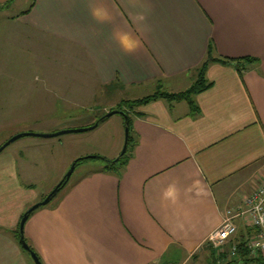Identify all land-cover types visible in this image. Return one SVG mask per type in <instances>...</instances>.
Listing matches in <instances>:
<instances>
[{
    "label": "crops",
    "instance_id": "0c3cea01",
    "mask_svg": "<svg viewBox=\"0 0 264 264\" xmlns=\"http://www.w3.org/2000/svg\"><path fill=\"white\" fill-rule=\"evenodd\" d=\"M12 7L0 22L6 35L25 36L14 50L22 58L40 40L60 44L43 50L37 67L46 83L80 89L49 96L58 110L82 99L81 85L179 93L208 56L244 59L209 63L212 87L194 97L196 114L166 99L130 111L125 164L69 180L26 222L25 240L42 264H195L228 212L239 228L234 241L255 233L240 213L264 179V0H33L10 17ZM0 171L16 182L6 186L14 216L3 220L0 207V264H35L17 233L37 195L17 180L18 159Z\"/></svg>",
    "mask_w": 264,
    "mask_h": 264
},
{
    "label": "rangeland",
    "instance_id": "374dc122",
    "mask_svg": "<svg viewBox=\"0 0 264 264\" xmlns=\"http://www.w3.org/2000/svg\"><path fill=\"white\" fill-rule=\"evenodd\" d=\"M32 2L33 0H15L12 9L7 14L10 17L15 16L17 12L27 10ZM6 22V19L0 22V79H3L0 81V147L12 137L22 133L52 134L63 130L90 127L121 101H125L122 106L130 112L131 101L153 95L158 90L167 92L165 89H152L147 86L135 91L139 95L122 90L114 91L113 94H105L101 93V88L95 89L96 93H94V85L86 84L81 85L82 99L68 100L66 109H54L56 103L47 101V99L58 92H67L70 95L69 93L76 85L52 84V81L46 83L47 76H43L45 67L40 69L37 67L40 64L39 59L44 57L43 50L47 52L48 46L56 47L60 44L48 43L47 40L31 44L30 51L36 54H27L28 59L26 60L22 58L24 53L14 51L19 45L20 47L26 45L25 36L6 35L4 26ZM6 38L9 43L4 42ZM17 39L19 43H16ZM37 69L41 75L36 71ZM95 94L96 99H94ZM49 105L50 109L54 110L51 115L48 114ZM130 116L132 119L135 118L134 115ZM125 139V120L122 115L115 114L101 122L94 130L84 133H72L54 138L24 136L0 153V166L8 167L11 161L18 159L20 178L17 180L21 186L32 188V192L28 191V193L37 195L31 202L32 205L25 207L24 212L26 213L56 188L71 171L77 159L86 160L75 168L68 185L74 183L80 176L90 175L100 169L105 170L108 161L113 162L121 156ZM121 170L124 171V168H119V172ZM8 175L6 171L3 173L0 171L4 186L2 194L0 189V207H3L1 218L5 221L11 215L14 216L16 204L15 198L6 192V186L16 183L15 179L9 180ZM238 232L239 228L237 234L223 247V252L207 242L203 247V253L202 251L199 253L194 263L227 264L234 260L235 256L232 255L230 244L239 236Z\"/></svg>",
    "mask_w": 264,
    "mask_h": 264
},
{
    "label": "trees",
    "instance_id": "16d2710c",
    "mask_svg": "<svg viewBox=\"0 0 264 264\" xmlns=\"http://www.w3.org/2000/svg\"><path fill=\"white\" fill-rule=\"evenodd\" d=\"M14 2H15V0H8L4 5L0 6V11L9 9ZM26 13H27V11L24 12L23 14H26ZM240 60H244V59H226V60L223 59V60H218V59H213L211 57V55H210L202 63V65L196 70V72H195V74H196L195 81H194L193 85L190 87V89H188L187 91H184V92H180V93H167V92H161L160 90H158L153 95L146 96V97H143V98L135 100V101H131V104L129 105L130 111H132L135 107L142 106L144 104H148L151 101L158 100V99H166V100H168L170 102H173V101H186L191 107L192 114H196L197 113V107H196V104H195V101H194V97L196 95H198V94H200V93H202V92H204V91H206V90H208L209 88L212 87V83H210L206 79V71H207L209 63L213 62V61L221 62L222 64H227L229 61H231V62H239L240 63L241 62ZM245 60H247L249 62L250 61L252 62V60L249 59V58H247ZM123 103H125V101H121V103H119L112 110H121V111H124L128 115V121L130 123V142H131V140H132V137H131V122H132V118L130 116L129 110H127L126 107L122 106ZM99 119L97 120V122L99 121ZM130 142H129V145H130ZM129 145H128V148H129ZM127 153H128V151L126 152V154L123 157H121L119 159V162H117V163H113L111 161H108L109 163H108V165L106 166L105 169L106 170H109V169L111 170L117 164L118 165L125 164L126 158H127ZM96 158H98V157H96ZM84 160H86V159H77L75 161L76 167L80 163H82ZM66 184H64V182L62 183V185L60 186V192L66 186ZM46 197H44V199ZM17 235L20 238L19 230H18ZM246 243H247V240H245L244 238L240 237L236 241H234V242H232L230 244L231 248L234 245H236L237 254L235 256V259L232 260V261H229L227 264H236V263H239V264H264V255L259 253V254H257L256 256L253 257L249 253L247 248L245 247ZM225 257H223V258H225Z\"/></svg>",
    "mask_w": 264,
    "mask_h": 264
},
{
    "label": "built area",
    "instance_id": "2783aa9c",
    "mask_svg": "<svg viewBox=\"0 0 264 264\" xmlns=\"http://www.w3.org/2000/svg\"><path fill=\"white\" fill-rule=\"evenodd\" d=\"M246 206L247 210L240 214L250 217L255 233L247 239L245 247L253 257L259 253L264 255V179L259 188L246 200ZM233 217L232 212H228L223 223L211 233L207 241L222 252L226 243L237 234L238 229ZM231 250L232 255L236 256V245Z\"/></svg>",
    "mask_w": 264,
    "mask_h": 264
},
{
    "label": "water",
    "instance_id": "95a60500",
    "mask_svg": "<svg viewBox=\"0 0 264 264\" xmlns=\"http://www.w3.org/2000/svg\"><path fill=\"white\" fill-rule=\"evenodd\" d=\"M115 114H120L122 115V117L125 120V135H126V139H125V146L123 149V152L121 154V156L116 159L115 161H113V163H117L119 162V159L121 157H123L128 149V145L130 142V123L128 121V115L121 110H112L109 113H107L106 115L102 116L98 122H96L94 125L90 126V127H84V128H80V129H69V130H63V131H58L52 134H36V133H22V134H18L14 137H12L9 141H7L5 144H3L0 147V153L3 152L10 144L14 143L15 141H17L18 139L24 137V136H35V137H43V138H54V137H59V136H63V135H67V134H72V133H84L87 131H91L94 130L96 127H98V125L105 121L106 119L112 117ZM95 158V157H94ZM76 168L75 163L73 164L71 171L67 174V176L63 179L62 182H60L56 188L41 202L33 205L22 217L21 221H20V225H19V235H20V244L22 245V248L30 255V257L32 258V260L34 261L35 264H42V262L40 261L38 255L30 248V246L28 245V243L25 240V235H24V230H25V225L26 222L28 221V219L30 218V216L36 211L38 210L40 207H44L47 206L48 204L51 203V201L57 196V194L60 192V186L62 185V183L64 182V184H66L74 170Z\"/></svg>",
    "mask_w": 264,
    "mask_h": 264
}]
</instances>
